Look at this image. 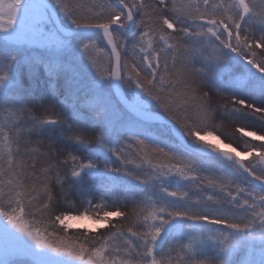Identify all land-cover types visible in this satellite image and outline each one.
Masks as SVG:
<instances>
[{"label": "snow or ice", "instance_id": "obj_1", "mask_svg": "<svg viewBox=\"0 0 264 264\" xmlns=\"http://www.w3.org/2000/svg\"><path fill=\"white\" fill-rule=\"evenodd\" d=\"M0 264H264V0H0Z\"/></svg>", "mask_w": 264, "mask_h": 264}, {"label": "trees", "instance_id": "obj_2", "mask_svg": "<svg viewBox=\"0 0 264 264\" xmlns=\"http://www.w3.org/2000/svg\"><path fill=\"white\" fill-rule=\"evenodd\" d=\"M38 86L41 87V88L44 87V85H42V84H39ZM126 92H127V90H126ZM127 94H128V92H127ZM258 129H259V125L255 126L254 128H248L247 130H257L258 131ZM222 131L227 133V134H232L234 132V129H233V127H232L230 122H225V127L222 129ZM221 138L223 139L224 137L222 136ZM232 139L237 141L238 143H240V148L239 149L242 150L243 142L240 140L239 134L237 133V134L233 135ZM248 139H250V138H248ZM225 141L228 142L227 140H225ZM256 143H259V142H256ZM73 231H79V230H77V229L70 230V232H73Z\"/></svg>", "mask_w": 264, "mask_h": 264}, {"label": "rangeland", "instance_id": "obj_3", "mask_svg": "<svg viewBox=\"0 0 264 264\" xmlns=\"http://www.w3.org/2000/svg\"><path fill=\"white\" fill-rule=\"evenodd\" d=\"M23 71L26 72V69H23ZM39 84L44 85V79H43V78L40 79ZM225 142H226V141H225ZM226 143H227V142H226ZM233 146H235V145H233ZM238 150H240V149L238 148Z\"/></svg>", "mask_w": 264, "mask_h": 264}, {"label": "water", "instance_id": "obj_4", "mask_svg": "<svg viewBox=\"0 0 264 264\" xmlns=\"http://www.w3.org/2000/svg\"><path fill=\"white\" fill-rule=\"evenodd\" d=\"M125 95H127V93H126V91H125V93H124Z\"/></svg>", "mask_w": 264, "mask_h": 264}]
</instances>
